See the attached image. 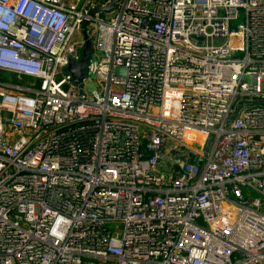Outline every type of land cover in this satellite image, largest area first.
I'll return each mask as SVG.
<instances>
[{
    "label": "built area",
    "instance_id": "1",
    "mask_svg": "<svg viewBox=\"0 0 264 264\" xmlns=\"http://www.w3.org/2000/svg\"><path fill=\"white\" fill-rule=\"evenodd\" d=\"M108 1L0 0V264H264V0Z\"/></svg>",
    "mask_w": 264,
    "mask_h": 264
},
{
    "label": "water",
    "instance_id": "2",
    "mask_svg": "<svg viewBox=\"0 0 264 264\" xmlns=\"http://www.w3.org/2000/svg\"><path fill=\"white\" fill-rule=\"evenodd\" d=\"M116 0H109L105 5H97L94 8L91 9L90 14L96 11H105L107 12L109 9L113 8ZM154 16H158L157 13L153 12ZM155 23L154 19H146L144 20V24L147 25L148 27H152ZM86 21L82 23V33L84 35L85 39V46L84 49L82 50V57L79 61L76 62H69L65 67L64 70L72 75V79L79 84H81V80L85 77L86 75V64L89 59H91V41L89 40L86 30ZM117 74H122L125 75L126 69L123 67H118L116 69ZM195 158H193V161Z\"/></svg>",
    "mask_w": 264,
    "mask_h": 264
},
{
    "label": "rangeland",
    "instance_id": "3",
    "mask_svg": "<svg viewBox=\"0 0 264 264\" xmlns=\"http://www.w3.org/2000/svg\"><path fill=\"white\" fill-rule=\"evenodd\" d=\"M23 81H27V79L23 78L21 79L19 82H23ZM97 88V85L96 83L94 82V79L93 77H91V80L90 79H87L85 81V89L88 91V92H92L93 90H95ZM8 116V115H7ZM250 194L252 196H259L258 193L256 191H253V190H250ZM263 201V208H264V198H262Z\"/></svg>",
    "mask_w": 264,
    "mask_h": 264
},
{
    "label": "trees",
    "instance_id": "4",
    "mask_svg": "<svg viewBox=\"0 0 264 264\" xmlns=\"http://www.w3.org/2000/svg\"><path fill=\"white\" fill-rule=\"evenodd\" d=\"M6 78H7V76H5L3 74L0 75V79H6Z\"/></svg>",
    "mask_w": 264,
    "mask_h": 264
}]
</instances>
